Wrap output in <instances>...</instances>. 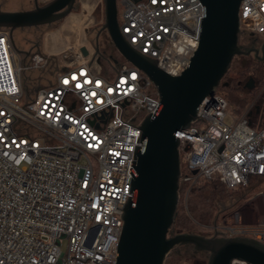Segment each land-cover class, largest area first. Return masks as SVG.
I'll list each match as a JSON object with an SVG mask.
<instances>
[{
    "label": "built area",
    "instance_id": "obj_1",
    "mask_svg": "<svg viewBox=\"0 0 264 264\" xmlns=\"http://www.w3.org/2000/svg\"><path fill=\"white\" fill-rule=\"evenodd\" d=\"M116 16L130 45L177 75L199 38L203 7L200 0H116ZM238 19L242 33L264 35V0H240ZM8 30L0 27V264H113L134 143L159 101L156 87L127 61L105 67L86 36L57 52L45 41L26 52ZM34 68L50 73L45 83L29 78ZM228 107L216 89L176 130L179 186L217 175L236 188L264 177V103L230 124ZM235 232L264 243V214L255 225L222 231Z\"/></svg>",
    "mask_w": 264,
    "mask_h": 264
},
{
    "label": "water",
    "instance_id": "obj_2",
    "mask_svg": "<svg viewBox=\"0 0 264 264\" xmlns=\"http://www.w3.org/2000/svg\"><path fill=\"white\" fill-rule=\"evenodd\" d=\"M102 1L103 23L93 38L95 51L99 52V32L105 30L116 51L153 82L159 96L153 112L141 122L134 143L131 188L122 207L113 264H163L168 252L183 244L206 251V264H230L233 258L264 264V243L246 234L225 235L216 230L211 235L168 234L179 198L180 156L175 132L195 119L199 102L217 89L232 58L242 53L238 45L240 0H200L203 16L199 38L190 60L177 75L159 68L156 57L130 45L119 28L116 0ZM74 2L48 0L38 4L33 0L28 9L0 10V27L9 29L14 45L13 29L57 21L72 10ZM81 51L86 53L84 47ZM246 87H253L252 79Z\"/></svg>",
    "mask_w": 264,
    "mask_h": 264
},
{
    "label": "trees",
    "instance_id": "obj_3",
    "mask_svg": "<svg viewBox=\"0 0 264 264\" xmlns=\"http://www.w3.org/2000/svg\"><path fill=\"white\" fill-rule=\"evenodd\" d=\"M98 47L100 54L99 61L108 69L113 63L117 64L121 62L119 61L120 58H117V56L120 57L121 55L116 54V50L105 31L99 33ZM229 70L227 71L228 73L224 74L225 78H228V81H223L217 87V92L226 98L235 113L240 114L245 112L252 100V94L264 81V61L257 62L250 69H246L239 64L236 69ZM248 73L255 81V85L251 89L243 86V82L247 79V75H249ZM255 113L256 109L253 108L252 114ZM260 181L264 183L263 176L253 175L247 184L236 187L238 190L236 188H227L217 175H212L209 178L198 177L193 183L190 182L187 185L181 184L178 188L179 198L175 220L168 232L194 231L199 233L207 228L214 230V227L218 224L219 212H227L232 207L237 206L238 202L246 200L250 194L248 191L244 192L242 188L255 185L256 182ZM227 202L231 204L223 205ZM188 253L190 257L194 254L201 255L202 259H199L201 261L196 260L197 264H206V256L193 250L190 245L172 248L168 253L170 257H167L168 259H165L163 264H178L185 257L183 254Z\"/></svg>",
    "mask_w": 264,
    "mask_h": 264
},
{
    "label": "rangeland",
    "instance_id": "obj_4",
    "mask_svg": "<svg viewBox=\"0 0 264 264\" xmlns=\"http://www.w3.org/2000/svg\"><path fill=\"white\" fill-rule=\"evenodd\" d=\"M46 1H48V0H37L38 4H42ZM84 1H86V0H75L72 10L66 16L59 19L58 21H54V22H51L49 24H41V25H37V26L15 28L13 30V40H14V43H15L17 49L26 51L29 49V47L32 44H39V45L43 46L44 41L46 43V46H49L50 44H52V43H50L51 40H54L53 37L55 38L56 44L62 43L63 40L66 38L75 39L76 33L79 34L78 36L81 38V40H82V36L83 37L86 36L87 40H89L90 42L93 43L94 35L96 34L97 30L100 28V26L103 23V4L102 3L100 4V2H99L96 9L94 11H92L86 7V4L84 3ZM92 1L93 0H91L90 2H92ZM83 3L85 6L83 5ZM88 5H89V3H88ZM31 7H33V0H0V10H20V9H28ZM80 13H82V14H80ZM71 14H75V17H74L75 22H74V26H72V27H73V29H76V30L67 31V29L64 30L63 25L65 24V20H67L68 16ZM79 17H80V19L84 17L83 18L84 20L81 19V21H80ZM93 21H94V23H92ZM88 23H90V24H88ZM85 24H88V26L85 27ZM72 25H73V23H72ZM82 27H84V29ZM57 28H58V31H53ZM101 31H105V30H101ZM105 33H106V31H105ZM80 35H82V36H80ZM260 35L263 36V34H260ZM51 36H53V37L51 38ZM78 40H80V39L78 38ZM33 51H34V49H33ZM117 53L118 52L116 51V54ZM117 58L118 59L120 58L119 61H121V62H119V63H122V61H124L122 56H120V57L117 56ZM240 62H241V58L238 56H234L230 62L228 70L230 69L229 71H231L233 69H236L238 67V65L240 64ZM27 75L29 76V78L32 81H41L42 83H45L46 78L50 76V73L47 71L43 72L38 68H34V69L27 71ZM223 81H228V78L227 77L225 78V75L222 77L220 84ZM219 90H220V87H219ZM263 103H264V81L260 85V87L252 94V100L250 101L247 108L250 107L249 109L253 110L254 105L258 104L260 107H262ZM242 114L243 113H240V114L235 113L233 111V109L231 108V106L229 105L228 111L224 117V121L227 124H230L233 120V116L234 117L236 115L240 116ZM256 183H255V185H251L249 187L242 188V190H244V192L248 191V193L250 194V196L248 198H246V200H244L242 202H238L237 206L232 207L227 212H224V211L219 212L218 224L214 227V230H216L218 232H222L226 226L239 227L242 225L244 226L245 224H249V225L254 224L255 225L258 222L260 217L264 214V197L262 194L264 191V183H263V181H260L257 184ZM229 204H231V203L227 202V203H224L223 205H229ZM216 216H217V214H216ZM215 217H214V219H215ZM214 230L207 228L205 230H202L199 233L204 234V235H211ZM172 233H173L172 231L168 232L169 235ZM240 234L241 233H238V232L233 233V235H240ZM180 246L181 245H179L177 247H180ZM64 247H65V243L63 244L62 248L64 249ZM167 255H166L165 259H168L170 257V254L168 256ZM183 255L185 257L182 258L178 264H197L198 262H196V260L202 259V256L198 255V254H194L192 257L189 256V253L183 254ZM199 261H201V260H199Z\"/></svg>",
    "mask_w": 264,
    "mask_h": 264
},
{
    "label": "flooded vegetation",
    "instance_id": "obj_5",
    "mask_svg": "<svg viewBox=\"0 0 264 264\" xmlns=\"http://www.w3.org/2000/svg\"><path fill=\"white\" fill-rule=\"evenodd\" d=\"M13 30H12V35H13ZM238 45L240 46L242 53L237 54L235 56H238L241 58L240 64L242 67H245L246 69H250L257 62L264 61V35L261 36V35H258L252 32L242 33L241 31H239L238 32ZM247 76H248L247 79L243 82V86L246 87V83L249 79H252V83L254 86L255 85L254 79L251 77L250 74ZM183 245H190V244H183ZM190 246L192 248V245ZM197 252L203 253V255L206 256L207 258L206 251H197Z\"/></svg>",
    "mask_w": 264,
    "mask_h": 264
},
{
    "label": "bare ground",
    "instance_id": "obj_6",
    "mask_svg": "<svg viewBox=\"0 0 264 264\" xmlns=\"http://www.w3.org/2000/svg\"><path fill=\"white\" fill-rule=\"evenodd\" d=\"M91 0H86V1H84V3L86 4V7L89 9V10H92V6H93V4H94V0L92 1V2H90ZM88 3H89V5H88ZM85 6V5H84ZM86 8V9H87ZM87 9V10H88ZM86 14V13H85ZM74 17H75V14H71V15H69L68 16V18H67V20H65V24L63 25V28H65L64 30H66L67 29V31H69V30H71V31H73V30H76V29H73V27L72 26H74ZM84 18V17H83ZM83 18H81V19H83ZM78 19V18H77ZM79 19H80V17H79ZM81 19H80V21H81ZM84 20V19H83ZM87 21V20H86ZM72 23H73V25H72ZM76 26V25H75ZM62 28V29H63ZM71 28V29H70ZM71 34V33H70ZM76 36V38L75 39H68V38H66V39H64L63 40V42L62 43H57L56 44V41H55V38L53 37V36H51V38L53 37V39L54 40H52V45H51V51H53V52H57L58 51V46L60 47V48H65V46H67L68 44H71V43H74V42H77V43H84V41H85V39H84V37L82 36V35H80V36H82V40H81V38L78 36L79 34L78 33H76L75 34ZM67 36V35H66ZM78 38L80 39V40H78ZM59 48V49H60Z\"/></svg>",
    "mask_w": 264,
    "mask_h": 264
},
{
    "label": "snow or ice",
    "instance_id": "obj_7",
    "mask_svg": "<svg viewBox=\"0 0 264 264\" xmlns=\"http://www.w3.org/2000/svg\"><path fill=\"white\" fill-rule=\"evenodd\" d=\"M153 2H155V0H153ZM65 83H67V81H65ZM77 87H79V85H77ZM0 115H2V113H0ZM91 146V145H90Z\"/></svg>",
    "mask_w": 264,
    "mask_h": 264
},
{
    "label": "crops",
    "instance_id": "obj_8",
    "mask_svg": "<svg viewBox=\"0 0 264 264\" xmlns=\"http://www.w3.org/2000/svg\"><path fill=\"white\" fill-rule=\"evenodd\" d=\"M65 29V28H64ZM53 31H58V28L57 29H55V30H53Z\"/></svg>",
    "mask_w": 264,
    "mask_h": 264
}]
</instances>
